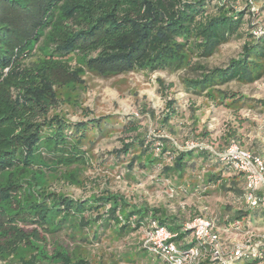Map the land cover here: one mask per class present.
<instances>
[{
  "label": "trees",
  "instance_id": "trees-1",
  "mask_svg": "<svg viewBox=\"0 0 264 264\" xmlns=\"http://www.w3.org/2000/svg\"><path fill=\"white\" fill-rule=\"evenodd\" d=\"M249 1L0 0L1 260L17 258L18 264H37L36 255L21 254L31 243L46 242L42 232L68 230L71 238L79 236L84 241L87 237L78 233L85 229L94 228L92 236L99 239L113 224L114 229L120 227L115 231L121 236L141 229L143 233L142 227L156 220L177 233L175 241L188 238L190 231L183 230L186 222L161 208L130 204L122 195L110 191L74 198L50 189L51 177L79 179L81 167L88 163L87 144L93 143L90 135L105 131L111 119L102 116L72 122L59 114L55 110L59 100L56 86L63 85L59 74L70 71L72 60L77 69L71 74L78 78L87 72L109 78L135 71L190 69L195 75L183 76L188 92L204 94L214 104L234 109L264 105V99L250 100L224 86L264 78V32L254 33L262 24L251 13ZM235 38H244L241 51L225 66H210L202 61ZM193 56L199 60L193 62ZM29 57L34 58L27 63ZM68 85L76 87L74 82L68 81ZM168 107L165 122L177 114L174 102H169ZM129 129L137 130V123L133 122ZM229 136L227 146L233 141L243 146L235 138V130ZM161 141L157 147L160 154L169 150L173 155L171 162L162 164L165 176L182 179L193 158H214L220 172L207 174L205 189L221 179V187L238 193L237 199L242 200V172L228 170L209 148L179 149L167 138ZM151 144H146L145 139L123 141L118 154L137 151L128 164V176L136 161L146 169L160 162L162 156L154 155ZM249 208L253 209H234L222 224L214 220L219 234L220 227L227 229V234L252 231L251 225L264 219V208ZM233 222H238V229L231 225ZM29 225L35 227L27 230ZM141 241L140 248L150 254ZM57 257L61 264H91L79 253L57 252ZM243 258L253 260L248 264H256L264 260V254ZM241 259L214 262L205 251L200 264H236Z\"/></svg>",
  "mask_w": 264,
  "mask_h": 264
},
{
  "label": "rangeland",
  "instance_id": "rangeland-1",
  "mask_svg": "<svg viewBox=\"0 0 264 264\" xmlns=\"http://www.w3.org/2000/svg\"><path fill=\"white\" fill-rule=\"evenodd\" d=\"M236 1L241 4L246 2ZM255 5L258 8L257 20L264 27V0H255ZM243 42L244 38L232 39L222 44L213 56L202 61L210 66H225L231 57L238 55ZM33 58L29 57L26 62ZM198 60L193 56V62ZM76 66V61L72 60L68 66L70 71L59 74L63 85L56 86L59 100L55 110L72 122L102 116H110L111 119L105 131L90 135L93 143L87 144L88 163L81 167L79 179L51 177L50 189L74 198H88L110 191L122 195L130 204L153 206L168 214L178 215L184 223L203 214L222 224L234 209L247 206L237 199L238 193L221 187V179L205 189L207 174L220 172L214 158H193L187 173L180 179L162 173V164L171 162L173 155L169 150L161 155L157 147L163 138H167L170 145L179 149L193 143L207 149H221L227 146L229 133L235 130V138L244 147L260 153L264 158V105L258 103L254 108L244 106L234 109L216 105L204 94L188 92L184 88L183 76H194L196 72L190 69L135 71L109 78L87 72L78 78L71 74L77 69ZM68 81L74 82L75 89H71ZM224 86L245 94L250 100L264 99V78L249 84L233 81ZM171 101L175 103L177 114L165 122ZM133 122L137 123V130L129 129ZM137 139H145L146 144L153 142L152 152L157 157L162 156V159L147 169L136 161L128 176V164L135 152L125 155L118 154L117 150L122 147L123 141ZM239 185L243 187L244 182L240 181ZM260 220L262 222L251 225L253 230L241 239L231 237L237 234L223 236L221 241L225 250L229 251L236 242L247 237L262 236L264 219ZM34 227L29 225L26 229ZM114 228L115 224L104 230L99 239L92 236L94 228L85 229L78 233L87 237L84 241L79 236L71 238L68 230L56 234L42 232L46 242L31 243L20 254L26 257L36 255L37 264H61L57 252L79 253L91 264H164L140 248L142 229L119 236L115 230L120 227ZM229 236L231 243L226 242ZM252 261L242 258L236 264ZM0 264H18V259H0ZM256 264H264V260Z\"/></svg>",
  "mask_w": 264,
  "mask_h": 264
},
{
  "label": "built area",
  "instance_id": "built-area-1",
  "mask_svg": "<svg viewBox=\"0 0 264 264\" xmlns=\"http://www.w3.org/2000/svg\"><path fill=\"white\" fill-rule=\"evenodd\" d=\"M251 13L256 16L258 8L253 0L249 1ZM264 27L254 31L256 35L264 32ZM204 148L192 144L187 148ZM228 170H237L245 176L242 199L248 207L264 208V159L238 142H231L223 149L209 148ZM173 190V188H171ZM238 229V222L231 224ZM142 246L154 257L166 264H200L205 251L214 262L228 263L243 257H260L264 254V236L247 237L236 242L226 251L214 219L197 216L184 224L183 230L190 231L188 238L177 242V233L156 220L143 227ZM190 243H192L190 245Z\"/></svg>",
  "mask_w": 264,
  "mask_h": 264
},
{
  "label": "crops",
  "instance_id": "crops-1",
  "mask_svg": "<svg viewBox=\"0 0 264 264\" xmlns=\"http://www.w3.org/2000/svg\"><path fill=\"white\" fill-rule=\"evenodd\" d=\"M259 154H260V153H259ZM242 202H244L243 199H242ZM244 203H245V202H244ZM237 209H243V210L249 209V210H252L253 208H249L248 206H245V205H244L243 207H240V208H237ZM220 231H222V232L224 233V234L221 233V236H222V237H223V236L225 237V236L227 235V232H228L227 229H222V230L220 229ZM229 234H237L236 237H235V236L233 237V236L231 235V237L234 238V240L237 239V238H240V239H241L242 237L246 236V232L243 233V234H241V233H235V232H232V231L230 232V231H229ZM240 234H241V235H240ZM239 235H240V236H239ZM231 237L229 236V237H228V240H226V242L231 243V242H232V241L230 240ZM223 240H225V238H224Z\"/></svg>",
  "mask_w": 264,
  "mask_h": 264
}]
</instances>
